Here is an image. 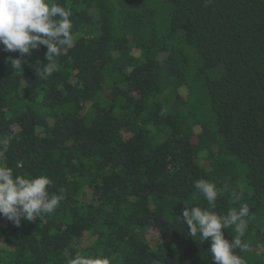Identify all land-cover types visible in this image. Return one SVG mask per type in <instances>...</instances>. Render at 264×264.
<instances>
[{"label": "trees", "instance_id": "trees-1", "mask_svg": "<svg viewBox=\"0 0 264 264\" xmlns=\"http://www.w3.org/2000/svg\"><path fill=\"white\" fill-rule=\"evenodd\" d=\"M56 2L73 42L51 74L37 71L46 46L20 71L0 45V165L65 198L20 227L0 217V264H214L185 204H247L241 255L264 264V0ZM199 179L219 189L214 207Z\"/></svg>", "mask_w": 264, "mask_h": 264}, {"label": "clouds", "instance_id": "clouds-1", "mask_svg": "<svg viewBox=\"0 0 264 264\" xmlns=\"http://www.w3.org/2000/svg\"><path fill=\"white\" fill-rule=\"evenodd\" d=\"M71 16V11L56 0H0V45L3 51L18 53L16 58L8 57L12 69L21 71L26 62L24 57L31 56L43 45L47 48L45 58L48 63L37 71L41 76L51 74L55 69L52 58L59 56L73 42ZM52 183L47 175H15L12 168L0 165V217L20 227L21 221L34 222L42 215L52 214L65 198L63 189L49 191ZM194 187L208 204L215 206L219 194L215 183L199 179ZM185 206L182 221L187 226L188 235L193 239L199 235L200 242L211 241L214 264H246L241 253H247L251 247L242 239L248 228L246 217L250 209L247 204L223 216L200 206H191L190 209L187 204ZM229 227H234L236 233L231 239L225 237L224 230ZM68 264L111 262L103 253H98L92 257L76 256Z\"/></svg>", "mask_w": 264, "mask_h": 264}]
</instances>
